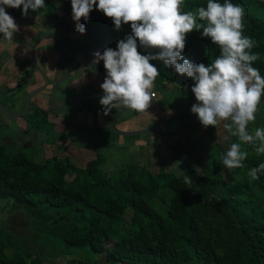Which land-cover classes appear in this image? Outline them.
<instances>
[{
  "label": "trees",
  "instance_id": "16d2710c",
  "mask_svg": "<svg viewBox=\"0 0 264 264\" xmlns=\"http://www.w3.org/2000/svg\"><path fill=\"white\" fill-rule=\"evenodd\" d=\"M217 2L223 4L224 0ZM231 2L246 10L243 31L256 42L252 51L259 59L253 67L264 76V1ZM206 4L207 0H185L182 11ZM38 10L42 23L63 30L64 37L74 30L51 0H45V7ZM81 23L87 41L80 50L106 75L103 61L94 59V52L116 49L118 41L131 34L130 25L116 30L112 19L95 8L90 19L82 18ZM138 51L147 54L143 48ZM218 55V46L201 32L187 35L185 59L207 66ZM150 63L160 72L151 90L154 93L156 87L166 90L180 75L176 71L171 74L161 61ZM184 86L179 117L187 116L196 103L193 82ZM261 99L264 101V96ZM260 121L258 128H264V114ZM207 128L210 135L216 127ZM177 142L179 148L174 143L169 147L170 158L178 162L183 175L165 173L160 165L162 182L138 164L121 166L109 175L102 169L101 153L80 166L70 157L40 163L7 154L0 160V198L10 201L12 212L22 213L46 235L60 239L66 249H85L86 262L81 264H91L101 254L110 264H264V174L255 181L247 175L264 163V154L256 151L259 142L245 145L249 155L244 167L230 170V179L223 175L221 153L210 169L201 173L186 158L182 142ZM155 200L159 208L153 206ZM9 248L7 237L0 234L3 264H44L38 254H19Z\"/></svg>",
  "mask_w": 264,
  "mask_h": 264
},
{
  "label": "clouds",
  "instance_id": "9594fccd",
  "mask_svg": "<svg viewBox=\"0 0 264 264\" xmlns=\"http://www.w3.org/2000/svg\"><path fill=\"white\" fill-rule=\"evenodd\" d=\"M184 3L185 0H71V19L81 34L85 32L81 19L88 21L94 8L111 18L116 30L130 25L131 34L119 40L116 49L106 47L103 53H95L106 71L100 85L104 94L99 101L104 115L113 109L147 113L153 101L154 81L160 75L150 61H161L165 68H173L194 82L191 92L196 103L191 112L201 125L215 128L223 122L229 133L224 141L237 138L238 142L230 143L222 162L229 170L242 168L249 155L242 145L258 141L256 151L264 154V128L249 130L264 96V76L253 67L259 59V54L252 51L256 42L243 31L246 10L231 0L223 4L207 0L206 7L182 11ZM21 6V15L26 17L29 9L44 8L45 0H0V42L12 41L20 31L6 7ZM194 30L219 48V55L207 66L183 57L186 37ZM138 47L147 54H141ZM260 174H264V163L247 173L252 181L258 180Z\"/></svg>",
  "mask_w": 264,
  "mask_h": 264
},
{
  "label": "rangeland",
  "instance_id": "374dc122",
  "mask_svg": "<svg viewBox=\"0 0 264 264\" xmlns=\"http://www.w3.org/2000/svg\"><path fill=\"white\" fill-rule=\"evenodd\" d=\"M264 1V0H263ZM64 19H66L65 16H63ZM71 24H74V21L71 19ZM37 23V22H36ZM73 25V26H74ZM76 28V25H75ZM60 34V32H59ZM71 40L75 44H81L85 43L87 41V38L77 32H70ZM63 40V39H62ZM66 44L63 40V49H65ZM98 52V51H96ZM94 52V59H97ZM170 73L175 72L173 68H169ZM105 78V77H104ZM103 78V80H104ZM190 81L187 80V77L183 75H178L177 79L170 82L166 90L160 89L159 87H156L157 90L160 91V104L161 106H170L173 109L172 118L170 119V122L163 123L156 118L153 119L152 125H159L163 124L165 125V131L167 133H171L175 130H177L181 125L186 123L187 121L191 119H197L193 118V113L188 110V115H184L179 117V111L183 106V102H179V97H181V87L185 88L188 85L189 82H193L191 78H189ZM103 80H100L96 82V85L98 86V89L100 92L102 89L100 88V85L103 83ZM185 83L184 85H181L180 83ZM194 84V82H193ZM87 91L90 90L88 87L86 89ZM185 91V90H184ZM103 96V95H102ZM102 96L96 97V98H83L81 99L82 102H84V105L88 108H91V102L94 101H100V98ZM164 104V105H162ZM185 105V104H184ZM185 108V107H184ZM171 112V111H170ZM264 112V101L261 99V103L258 105V112L256 113V119L253 122H250L249 124V130L253 131L258 128V126L261 125L263 114L257 115L259 113ZM125 115L135 114L137 117H135L134 122H132L129 125H132L134 123H138L141 119L140 116H138V113L134 110H127L125 112ZM111 116H107L104 120V127L101 131H99V137L101 139H98L97 143L94 142L93 139H88L85 143H82V145H87L90 143L96 144L98 149L101 151L102 154V169L104 172H106L109 175H112L118 168L124 165H145L146 169L151 171L153 173V177L160 182H162L163 175L159 174L158 167L161 165L163 168V171L165 173L171 172L172 174L176 175H183L182 169H179L178 162L174 159L170 158L171 151L168 148V151L170 152L169 157H161V159H158V165L157 163H147L146 158H144V155L147 153V150L150 147H153L155 151H157L158 145H154L156 141H163V143L166 146H170L173 143L176 144V147L179 148V142L181 141L183 144V152H185V156L188 159V161L201 173H206L210 167L211 162L214 159H219L220 154V164L222 168L223 175L226 179H230V170L227 169L222 162V158L224 154L226 153L228 147L230 146V143H232V138H234V142H238L236 137H232L230 141L225 142L223 137L226 135H229L226 129L223 127V122L217 126L213 133L210 132L209 135V129L203 127L201 124L193 125L188 127L187 129L183 130L181 133L177 135H168V134H162V133H147V134H141L136 136H124L121 134H118L114 129H112L110 125ZM43 128L45 126H42ZM115 127L118 130H123L122 128L125 127V124L120 122L119 119L115 120ZM136 137H142L147 144H143V146L139 145L138 147L133 146L131 147L130 141H133ZM57 138V137H56ZM126 141V143H125ZM187 142V143H186ZM154 143V144H153ZM153 144V146H151ZM161 144V145H164ZM162 150L164 149V146L162 148H159ZM167 149V148H166ZM242 149L246 150V146L242 145ZM161 150V151H162ZM144 151L143 156L140 154V152ZM4 154H11L14 152H11V150L4 149ZM36 156V158L34 157ZM83 160L89 158L86 154L82 153ZM93 155V153H92ZM147 155V154H146ZM33 158L36 160H39L40 154H32ZM71 159L78 163L77 165H84L83 163L85 161H81L77 158ZM42 160V159H40ZM47 169V168H45ZM162 190H159V194H161ZM153 206L155 208H159V201L155 200L153 203ZM130 214V211L127 210L126 218L128 219ZM126 219V220H127ZM0 234L4 237H7L9 241V250L16 251L17 253H23L24 251H28L29 253L38 254L40 258L44 260V264H81V262H86V251L85 249H77V248H69L66 249L64 245L62 244L61 240L58 238H51L48 235H46L44 232L40 230V226L38 224H35L31 219L24 216L22 213L18 212H12L10 201L4 198H0ZM91 264H110L106 262L104 258V254H101L100 256H95L94 260H92ZM120 264V263H119Z\"/></svg>",
  "mask_w": 264,
  "mask_h": 264
},
{
  "label": "flooded vegetation",
  "instance_id": "af4514ba",
  "mask_svg": "<svg viewBox=\"0 0 264 264\" xmlns=\"http://www.w3.org/2000/svg\"><path fill=\"white\" fill-rule=\"evenodd\" d=\"M70 36L68 34V38L64 37V34L60 36L61 54L69 68L65 79L67 81L58 85L60 91H66L60 102H57L55 96L51 98L52 89L58 80L53 79L51 72L58 68L63 76L65 66L59 54L58 44L52 37H50L52 45H43L41 55L36 54L34 50L41 71L33 65L30 52V69L23 71L24 81L22 79L15 88L0 87V160H4L6 156L4 149L8 148L11 152L19 154V158L26 157L40 163L53 161L56 157L72 156L84 161L82 153L86 151L82 143L88 139L94 140L95 137L99 139L98 114L101 107L99 101L91 102L90 109H93L95 114L91 129L86 126L88 107L81 101L83 98L57 111L71 97L100 92L96 82L99 81L97 78L102 71L82 54L80 47L84 46V43L75 44ZM62 39L66 44L65 49ZM46 65L50 66V72ZM26 81H31L28 91L24 90ZM41 87L44 88L32 95L24 110L29 92ZM88 87L89 91L86 90ZM89 145L95 154L98 153L97 145L96 147L93 143ZM33 153L40 154L42 160H36L35 155L33 158Z\"/></svg>",
  "mask_w": 264,
  "mask_h": 264
},
{
  "label": "crops",
  "instance_id": "0c3cea01",
  "mask_svg": "<svg viewBox=\"0 0 264 264\" xmlns=\"http://www.w3.org/2000/svg\"><path fill=\"white\" fill-rule=\"evenodd\" d=\"M53 3H55L58 7V14L63 17H66V20L71 23V14H72V8H71V0H51ZM6 12L14 17L15 22L19 25L20 31L14 34V39L12 41H4L0 42V87H6V88H15L16 84L19 83L22 79L24 81V75L23 71L26 69H30V52H31V44L32 42L40 35H43L44 33H53L57 36L63 35V30L56 29L53 27L46 26L41 21V11L36 10L32 11L29 9L28 15L26 17L21 15L22 12V6L21 8H7ZM37 22V23H36ZM74 25V24H73ZM77 32L75 25L74 30H70L67 34L69 35L70 32ZM60 32V34H59ZM3 37V34L0 33V38ZM43 45L50 46L52 45L50 37L43 38L39 41V43L35 47V52L38 55H41L42 49L44 48ZM46 68L50 72V66L46 65ZM55 69V70H54ZM51 72L53 79H59L61 76V70L54 68ZM73 76V75H72ZM106 75L103 73H100V77L97 78L99 81L103 80V78ZM67 81V80H64ZM25 85V91H28L31 81H26ZM24 84V82H23ZM63 98V94L61 96H58L56 98L57 102H60V100ZM160 91H155V96L153 97V101L151 103L150 108L148 109V112L145 114L138 113V116L141 117L140 121L138 123H134L132 125L133 120H135V117H137L135 114L125 115V113L119 114L115 120L119 119L120 122L125 124V127L122 128L123 130L127 131H133V130H139L149 127H160L164 130L165 125L163 124H153V119H157L163 123L170 122V119L172 118L173 109L168 105L167 107L161 106L160 104ZM102 105L99 110L98 119H99V131L102 130L104 127V120L107 116H112L113 112L117 109H113L108 115H104L102 111ZM171 111V112H170ZM87 114H86V126L88 129H91V124L95 118V114L93 113V109L87 108ZM94 115V116H93ZM195 118V117H194ZM166 135V134H165ZM124 136H136V135H124ZM99 139H101L99 137ZM98 138H94V142L97 143ZM154 145H158L157 151L154 150L153 147H150V150L148 148L147 155H144V158H146L147 163H157L158 165V159H161V157H169L170 152L168 151L169 145L166 146L163 141H156ZM126 143V141H125ZM143 144H147V142L142 139V137H136L133 141H130L131 147L139 145L143 146ZM151 144V146H153ZM164 144V145H161ZM164 146L165 150L159 149ZM96 147V144L95 146ZM84 150L86 151L84 154H86L89 158L85 159L84 161L91 160L96 157V154L93 152V150L90 149V145H84ZM98 148V147H97ZM167 148V149H166ZM162 150V151H161ZM170 150V148H169ZM93 153V155H92ZM98 153H101V151L98 149ZM140 154L143 156L144 151L140 152ZM71 158V157H70ZM73 158V156H72ZM159 166V165H158ZM159 169V167H158Z\"/></svg>",
  "mask_w": 264,
  "mask_h": 264
},
{
  "label": "water",
  "instance_id": "95a60500",
  "mask_svg": "<svg viewBox=\"0 0 264 264\" xmlns=\"http://www.w3.org/2000/svg\"><path fill=\"white\" fill-rule=\"evenodd\" d=\"M46 37H52L58 44V50H59V54H60V57L64 63V66H65V72L63 74V76H61L57 81L56 83L54 84V87L52 89V94H51V98L53 99V97H58V96H61L62 94L64 95L65 94V90L63 91H60V88L58 87V85H60V83H62L66 77L68 76V66H67V63L66 61L63 59V56L61 54V39L59 36L53 34V33H45L43 35H40L38 36L31 44V59H32V63L33 65L39 70V66L36 62V58H35V54H34V49L36 47V45L39 43V41L43 38H46ZM72 75V74H71ZM47 80V79H46ZM44 87H41V88H38V89H34L32 91L29 92L28 96H27V99H26V104L24 106V110L27 108L28 104H29V100L30 98L32 97V95H34L35 93L39 92L41 89H43ZM104 93L103 91L101 92H97V93H94V94H87V95H78V96H74V97H71L69 100H67L59 109H57V111H60L62 110L65 106H67L68 104H70L71 102L75 101V100H78V99H81V98H96V97H99V96H102ZM6 112H8L10 115L13 113H11L10 111L4 109ZM128 109H117L116 111L113 112L112 116H111V120H110V125L112 127V129H114V131H116L118 134H121V135H141V134H147V133H162V134H168V135H177L179 133H181L183 130L187 129L188 127L190 126H193V125H197V124H201L199 122L198 119H191L189 121H187L186 123H184L183 125H181L177 130L171 132V133H167V131H165L164 129L160 128V127H149V128H144V129H139V130H133V131H122V130H118L116 129L115 127V119L116 117L127 111ZM261 114H264L263 113H259L257 115H261ZM0 264H3L1 261H0Z\"/></svg>",
  "mask_w": 264,
  "mask_h": 264
},
{
  "label": "built area",
  "instance_id": "2783aa9c",
  "mask_svg": "<svg viewBox=\"0 0 264 264\" xmlns=\"http://www.w3.org/2000/svg\"><path fill=\"white\" fill-rule=\"evenodd\" d=\"M154 95H153V97L155 96V93L154 92H152Z\"/></svg>",
  "mask_w": 264,
  "mask_h": 264
}]
</instances>
